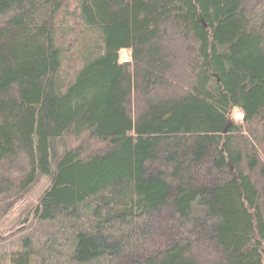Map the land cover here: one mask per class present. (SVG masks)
Returning <instances> with one entry per match:
<instances>
[{
    "label": "trees",
    "instance_id": "16d2710c",
    "mask_svg": "<svg viewBox=\"0 0 264 264\" xmlns=\"http://www.w3.org/2000/svg\"><path fill=\"white\" fill-rule=\"evenodd\" d=\"M70 2L92 40L68 79ZM234 108L264 136V0H0V216L24 205L0 264H264Z\"/></svg>",
    "mask_w": 264,
    "mask_h": 264
},
{
    "label": "rangeland",
    "instance_id": "374dc122",
    "mask_svg": "<svg viewBox=\"0 0 264 264\" xmlns=\"http://www.w3.org/2000/svg\"><path fill=\"white\" fill-rule=\"evenodd\" d=\"M77 6L74 4V2H70L69 8L65 9L64 13H60L58 20L62 21L63 25H66V32L63 34V39L62 37L59 38V43L62 45L64 49V56H65V63H64V74L66 77L69 79L74 76L76 73L77 69H79L82 65V53L83 49L85 47V44L89 41H91V35L85 34V30L83 31V26L81 24V21L79 19V15L77 12ZM183 48V46H182ZM130 50H123L120 54L121 56V61H128L131 58ZM183 57H186V53H182ZM178 60H176V63ZM182 84V87L179 89H175L172 93L175 95L182 94L183 88H184V81H180ZM187 84V83H186ZM185 84V85H186ZM167 92H171L170 90ZM243 113L237 109L234 108L231 111L230 114V119L231 122L234 123L236 126H238L239 130L235 133L238 134V144L239 146L243 149L246 150L247 146L243 143H251L252 145H256V142H259V150L261 151L260 153V160H261V165H264V136L261 132V127L253 122L250 125L253 126L252 131L246 130L247 125L244 124L243 122ZM239 132V133H238ZM249 132V134H247ZM242 133V134H241ZM241 134V135H240ZM65 139V144L66 147H81V149H84V152L87 154L90 151H98L101 150L102 144L99 143L98 141L95 140H89L86 139L84 136L81 138L79 137H74L73 135H66ZM257 139V140H256ZM259 171V169H258ZM258 174H256V177L258 178ZM41 185V184H40ZM43 188V187H42ZM41 186L37 185L33 191V196L37 194L38 192L40 193L42 190ZM35 202V199L30 196L27 197V200L25 201V205L28 206L27 204H32ZM24 208V205H19L16 210L12 214H9L10 216H5L0 218V225H15V219H19L18 217L21 215V210Z\"/></svg>",
    "mask_w": 264,
    "mask_h": 264
}]
</instances>
